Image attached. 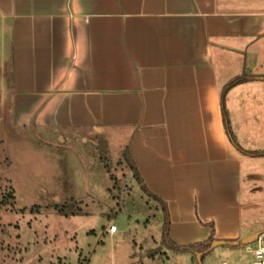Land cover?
I'll use <instances>...</instances> for the list:
<instances>
[{
    "label": "crops",
    "instance_id": "0c3cea01",
    "mask_svg": "<svg viewBox=\"0 0 264 264\" xmlns=\"http://www.w3.org/2000/svg\"><path fill=\"white\" fill-rule=\"evenodd\" d=\"M0 109L136 172L166 254L264 232V0H0Z\"/></svg>",
    "mask_w": 264,
    "mask_h": 264
},
{
    "label": "rangeland",
    "instance_id": "374dc122",
    "mask_svg": "<svg viewBox=\"0 0 264 264\" xmlns=\"http://www.w3.org/2000/svg\"><path fill=\"white\" fill-rule=\"evenodd\" d=\"M26 136H0V264H199L156 250L157 204L135 174L123 178L103 145L97 152L69 136ZM255 165L264 171V160ZM246 247L217 246L203 264H222L231 252L250 264Z\"/></svg>",
    "mask_w": 264,
    "mask_h": 264
},
{
    "label": "built area",
    "instance_id": "2783aa9c",
    "mask_svg": "<svg viewBox=\"0 0 264 264\" xmlns=\"http://www.w3.org/2000/svg\"><path fill=\"white\" fill-rule=\"evenodd\" d=\"M118 228L116 225H111L109 232L116 233ZM246 251L253 255V261L250 264H264V232H262L256 241L247 245ZM223 264H227L226 262Z\"/></svg>",
    "mask_w": 264,
    "mask_h": 264
},
{
    "label": "trees",
    "instance_id": "16d2710c",
    "mask_svg": "<svg viewBox=\"0 0 264 264\" xmlns=\"http://www.w3.org/2000/svg\"><path fill=\"white\" fill-rule=\"evenodd\" d=\"M129 159V156L127 155V152H126V161L129 162V165L130 167L134 170L135 167L133 166V164L131 163ZM135 171V170H134ZM135 176L136 178L138 179V181L140 180V177L138 176V174L135 172ZM143 189H146V187L143 186ZM168 223L165 224V234H164V241L163 242H167L168 239H167V229H168ZM215 241L214 237L212 236L209 240L205 241V242H201V243H198V244H194V245H190V246H185V247H182V246H179L178 249H185V250H188V249H199V250H202V249H207L210 247L211 243ZM156 250H161L159 247L156 248ZM205 259V256L202 257V260Z\"/></svg>",
    "mask_w": 264,
    "mask_h": 264
},
{
    "label": "water",
    "instance_id": "95a60500",
    "mask_svg": "<svg viewBox=\"0 0 264 264\" xmlns=\"http://www.w3.org/2000/svg\"><path fill=\"white\" fill-rule=\"evenodd\" d=\"M262 232H255L249 236H247L246 238L242 239L240 242L236 241V242H232L234 245L236 246H247L249 244H252L254 241L257 240L258 236L261 234ZM221 243H224V242H220V241H215L211 244L210 248L207 250H211L213 249L216 245L218 244H221ZM205 252H198L196 253V256H197V259H198V262L199 264H203V261H202V255L204 254Z\"/></svg>",
    "mask_w": 264,
    "mask_h": 264
}]
</instances>
